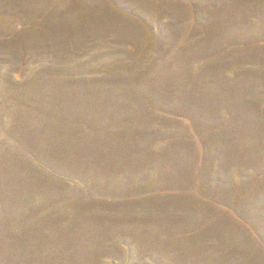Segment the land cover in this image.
<instances>
[{
  "label": "rangeland",
  "instance_id": "1",
  "mask_svg": "<svg viewBox=\"0 0 264 264\" xmlns=\"http://www.w3.org/2000/svg\"><path fill=\"white\" fill-rule=\"evenodd\" d=\"M0 264H264V0H0Z\"/></svg>",
  "mask_w": 264,
  "mask_h": 264
}]
</instances>
